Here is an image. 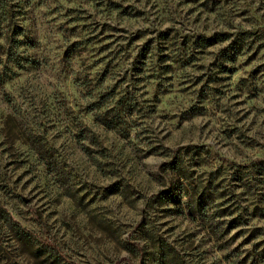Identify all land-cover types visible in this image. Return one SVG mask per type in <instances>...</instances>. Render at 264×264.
Listing matches in <instances>:
<instances>
[{"label": "rangeland", "instance_id": "obj_1", "mask_svg": "<svg viewBox=\"0 0 264 264\" xmlns=\"http://www.w3.org/2000/svg\"><path fill=\"white\" fill-rule=\"evenodd\" d=\"M0 264H264V0H0Z\"/></svg>", "mask_w": 264, "mask_h": 264}]
</instances>
